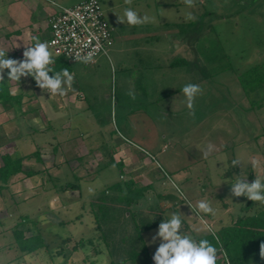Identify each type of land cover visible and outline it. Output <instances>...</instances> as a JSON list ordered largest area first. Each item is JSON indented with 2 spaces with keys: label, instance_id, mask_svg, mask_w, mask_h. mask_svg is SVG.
Returning <instances> with one entry per match:
<instances>
[{
  "label": "rangeland",
  "instance_id": "1",
  "mask_svg": "<svg viewBox=\"0 0 264 264\" xmlns=\"http://www.w3.org/2000/svg\"><path fill=\"white\" fill-rule=\"evenodd\" d=\"M6 1L0 0V13ZM78 1L61 0L67 6ZM101 1L114 42L95 63L72 65L78 80L86 83L90 109L58 112L49 128L50 112L20 113L0 105V165L5 152L20 156L40 150L42 158L26 160L24 166L40 173L16 175L0 188V264H112L97 239L89 204L119 180L152 183L139 206L153 203L156 212L165 209L166 219L172 211L181 212L182 231L196 239L216 234L241 214L264 209V204L231 196L230 185L242 171L249 183L256 176L264 178V81L248 72L258 64L264 67V0H194L193 7L184 0ZM128 7L155 21L118 23L116 14ZM189 13L194 20L187 18ZM178 40H198L199 58L192 69L199 71L195 84L203 92L195 99L194 115H189L181 90L169 92L186 80L182 72L190 76V65H172L181 58ZM143 81L146 88L138 84ZM208 143L216 151L205 160L199 149ZM120 148L124 153L117 157ZM111 157L123 161V167L107 164ZM235 158L245 166L231 167ZM252 159L258 161L256 168ZM68 182L80 189L65 190ZM201 199L210 201L214 215H197ZM24 215L29 221L21 226L25 234L40 232L47 244L32 253L21 252L14 237ZM157 229L143 232L151 256L159 245L151 243ZM81 238L95 243L74 251Z\"/></svg>",
  "mask_w": 264,
  "mask_h": 264
},
{
  "label": "trees",
  "instance_id": "2",
  "mask_svg": "<svg viewBox=\"0 0 264 264\" xmlns=\"http://www.w3.org/2000/svg\"><path fill=\"white\" fill-rule=\"evenodd\" d=\"M186 62L185 58H180L173 61L172 65ZM74 63L77 62H70L64 56L58 55L59 70L67 68L71 71ZM249 71L254 73L256 81H264L262 64L250 68ZM10 87L4 77V82L0 84V103L5 109L11 106L20 107L23 103V95L13 94ZM32 158L41 161L40 150L20 154V156L15 155V152L3 153V164L0 165V182L3 185L0 188L7 186L16 175L32 176L40 173L42 170L33 166L27 169L24 167L25 161ZM113 163L122 167L124 165L123 161H117L111 157L107 164ZM121 174L123 175V172ZM151 184H139L134 179L119 180L107 186L90 200V211L94 216L95 228L98 232L97 239L105 244L112 264H154L143 232L158 227L166 217L163 216L165 209L162 208L161 212H156L153 203L146 205L145 208L139 206L142 196L151 191L149 190L152 189ZM74 188L80 189L79 184L68 182L64 189ZM152 215L155 217L152 218ZM28 222L24 215L22 222L16 223L14 229L16 243L23 253H32L47 245L40 232L36 231L29 236L25 234L21 226ZM216 236L219 237L218 242ZM200 239H207L217 247L219 250L217 264H228L227 261L229 264H264V259H261L259 254L260 244L264 243V209L258 214H241L231 224L222 226L215 236L210 234L197 240ZM88 243L94 244L95 239L81 238L75 243L73 249L77 251Z\"/></svg>",
  "mask_w": 264,
  "mask_h": 264
},
{
  "label": "clouds",
  "instance_id": "3",
  "mask_svg": "<svg viewBox=\"0 0 264 264\" xmlns=\"http://www.w3.org/2000/svg\"><path fill=\"white\" fill-rule=\"evenodd\" d=\"M126 4H131V0H125ZM184 3L189 6H194V0H184ZM117 15V22L127 24L129 26L144 25L152 23L155 18L147 14L141 16L136 10L131 7L125 8L122 14ZM188 19L194 20L195 17L189 13ZM34 43L25 45L23 51V59L8 58L4 50L0 49V84L4 82V73L7 69L8 81L19 82L22 77L31 76L37 87L42 91L49 93L51 96L66 95L67 91L74 84V73H71L67 68H61L56 71L54 67L55 59L52 55L48 43L41 42L38 36H32ZM16 47H19L17 44ZM95 51H89L86 54L77 52L75 61L89 64L95 63ZM52 73V75H49ZM185 99L186 107L189 110V115L195 114L194 102L198 95L202 94L203 89L199 84L187 83L181 89ZM128 95L135 99V93L129 92ZM202 153V158L208 160L216 151V146L208 143L203 149H199ZM244 165V161L240 158H235L231 161V167ZM252 168L258 166V161L252 159L250 161ZM226 183V182H225ZM231 185V196L246 197L255 203L264 204V178L256 176L254 181L249 183L243 171L238 174ZM173 188L179 193L181 198L186 199L185 194L178 185L173 183ZM88 191H92L89 188ZM191 207V205L189 204ZM197 215L200 212L215 214L210 201L201 199L196 205ZM183 220L182 213L172 211L168 214L167 219H163L156 233L152 236L151 243L155 244L159 241L152 260L154 264H217L218 249L209 240H197L192 235L182 231ZM215 236V233H213ZM217 242L219 237H215ZM260 257L264 259V243L260 244ZM226 255V254H225Z\"/></svg>",
  "mask_w": 264,
  "mask_h": 264
},
{
  "label": "crops",
  "instance_id": "4",
  "mask_svg": "<svg viewBox=\"0 0 264 264\" xmlns=\"http://www.w3.org/2000/svg\"><path fill=\"white\" fill-rule=\"evenodd\" d=\"M79 2L81 1H78L75 4ZM61 6L67 5H64L61 0H7L6 3L4 2L3 11L0 13V15L3 16V43L0 41V49L5 51L8 58L23 59L22 54L26 47L25 45L34 43L31 39L32 36H38L41 42L46 41L48 43L51 36V16L57 12ZM177 43L176 52L180 53L179 55L181 58H185L187 60L186 64L190 65L188 68L191 69L188 70L190 76L182 72V74H184L183 77H185L186 80L183 81V84L178 85L179 88L177 89L175 87H171L172 90L169 91L172 92L171 94L181 90L187 83L195 84V82L200 80L199 71L195 73L192 69L199 58V54L195 49V47L198 46V40L191 42L178 40ZM17 44L19 47H16ZM50 50L56 61L52 67H54L56 71H59V68L57 67L58 55L55 54L51 47ZM140 58L144 59L143 56H140ZM170 62L171 60H169V65ZM182 67L183 66L179 68V71L182 70ZM7 71L8 70L6 69L4 77H6L7 82L11 86V92L13 94L23 95V103L20 107L11 106L8 109H5L4 105L0 103L4 110L12 109L20 113L27 112V110L50 112V116H48V119H50L48 126L50 128L53 126L55 119L58 118L56 114L58 112H66L67 114V112L72 108H76L81 111H88V109H90L88 97L84 87L86 83L84 84L83 81L81 82L78 80L76 71L73 70V68L70 72L74 73V84L64 96H51L49 93L42 91L39 87H37L35 80L31 76L22 77L19 82L8 81ZM49 75H52V73H49ZM142 75L143 76L141 77L147 76V74ZM205 77L208 78V76L203 75V79H206ZM195 79L197 81H195ZM138 84L139 86L146 88L144 81ZM159 87L162 88L163 84L159 83ZM66 125H64V123L62 124V126ZM24 135L22 134L21 137ZM122 153H124V149L120 148L119 152H117L118 155L116 156L118 157L119 154L122 155Z\"/></svg>",
  "mask_w": 264,
  "mask_h": 264
},
{
  "label": "built area",
  "instance_id": "5",
  "mask_svg": "<svg viewBox=\"0 0 264 264\" xmlns=\"http://www.w3.org/2000/svg\"><path fill=\"white\" fill-rule=\"evenodd\" d=\"M51 36L48 45L57 55L70 62L75 54L95 51V60L114 42L113 27L106 19L101 0H84L61 6L50 19ZM229 264V261H227Z\"/></svg>",
  "mask_w": 264,
  "mask_h": 264
}]
</instances>
